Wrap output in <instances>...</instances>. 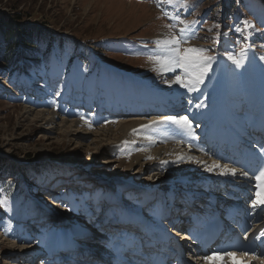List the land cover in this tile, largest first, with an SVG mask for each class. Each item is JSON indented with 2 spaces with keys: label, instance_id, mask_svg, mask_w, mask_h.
Listing matches in <instances>:
<instances>
[{
  "label": "rangeland",
  "instance_id": "obj_1",
  "mask_svg": "<svg viewBox=\"0 0 264 264\" xmlns=\"http://www.w3.org/2000/svg\"><path fill=\"white\" fill-rule=\"evenodd\" d=\"M247 18L253 20L247 22ZM3 23L8 27L3 34L7 41L0 40V45L13 43L15 38V51L11 50L8 57L12 58L6 65H0V200L6 201L5 205H0V264H11L26 233L30 246H34L52 232L57 234L55 228L64 233V224L84 227L88 223L91 226L90 223L97 219L95 216L108 212V219L110 213L119 214L120 206L131 207L132 213L137 211L144 216L145 212L137 209L144 202L142 197L126 191L134 186L143 188L146 183L155 186L150 180L136 183L137 178L146 176L151 165L140 167L142 161L129 165L126 158H130V153L115 140L93 141L89 136L86 141L77 142L61 134L48 137L38 123L39 118L34 117L36 121H32L37 111L50 110L47 106L59 98L61 107L72 110L74 115L70 116L68 111L59 112L56 121L76 122L81 117L96 115L107 117L104 120L106 128L113 126L122 120L121 113H130H119V104L116 109L104 111L101 103L105 105L107 99H114L116 90L125 88L131 94L146 90L160 95L171 92L177 85L165 81H174L181 72L159 73L154 70L156 66L149 56L156 49V40L178 37L181 29H185L186 39V43L180 45L181 50L207 49L205 55L214 57L204 78L210 82L208 91L211 93L217 92L224 78L247 91L256 81L258 72H263L264 76V0H173L171 4L161 0L159 7L157 0H0V25ZM26 28L52 33L63 40L55 45L53 38L33 37L29 45L35 49L31 54L35 59L22 66L24 52L19 43L20 31ZM9 36L13 40L8 41ZM228 53L242 60L241 67L237 68L227 58ZM34 62L36 65L31 66ZM38 68L44 73L50 69L48 74H41ZM52 71L54 77L49 76ZM108 89L114 91L110 92L111 97ZM130 103L129 108L138 107L135 99ZM169 103L161 104L172 108ZM23 108L31 109V114L24 120L18 119ZM245 109L243 105L238 114H244ZM101 127L95 126V129ZM185 170L170 167L171 174H160L159 181L175 176V172L176 176L180 172L183 176ZM90 181L96 184L88 183ZM104 183L112 186L105 187ZM190 189L195 191L199 187ZM172 191L179 196L178 189ZM154 193L157 194L154 191L151 196ZM170 193L155 200L149 198L145 203L150 202L148 207H154L165 201L166 207L172 201L168 197ZM66 195L71 196L70 200ZM36 206L42 213L44 208L49 209V213L53 211L56 217L50 220L41 215L34 217ZM78 208L89 209L92 213L86 219L87 214L79 212ZM145 214L150 216L146 220L150 219L151 225L159 223L151 219L152 214L155 217L154 212ZM40 218L43 219L42 228L32 222ZM159 224L166 226L162 220ZM82 233L80 230L74 239L69 235L68 240L75 241L76 247L80 239L82 244L77 248L92 254L93 251L85 246V241H91L90 236L81 237ZM180 233L176 237L184 239ZM49 240L62 241L57 236H50L46 241ZM113 243L104 244L102 251L106 254L100 252L99 256L117 250V245L111 246ZM182 244L185 246L184 242Z\"/></svg>",
  "mask_w": 264,
  "mask_h": 264
},
{
  "label": "bare ground",
  "instance_id": "obj_2",
  "mask_svg": "<svg viewBox=\"0 0 264 264\" xmlns=\"http://www.w3.org/2000/svg\"><path fill=\"white\" fill-rule=\"evenodd\" d=\"M143 6L144 5H141V7ZM152 23L149 22L150 25ZM175 72H181V69H176ZM258 73L256 81L253 84L251 83L252 85L247 91H243L241 88L236 87L235 84H230L227 78L223 79L216 93H214L215 91H213V93L208 91L209 80L204 81V83L200 84L198 89L193 92H188L186 89L178 86V84L174 86L171 92L160 95L156 92L146 90L137 94H131L126 91L125 88L118 89L114 92V99L110 98L106 100V109H116L119 104L121 106L119 109L117 108L119 112L121 109H124V111L121 112H127V109H129L128 112L130 113H121L123 117H120V119L122 120L113 123V126H108L107 128L106 125H104V120L107 117L98 118L96 115L81 117L76 122H68V120L64 119H58L59 121H56V115L59 112L68 111L70 116L74 115L72 110L70 111L69 109L61 107L59 98L47 106L50 107L51 111L49 109L45 112L37 111L32 117V121H36L34 117L39 118L38 123L45 132L44 135L48 137L61 134V136H68L77 142L86 141L89 136L94 138L93 141L97 139H104L106 141L115 140L119 147L124 148L130 153V158H126L129 159V161H127L129 165L139 163L140 161H142L140 167L151 165L146 171V176L144 177L143 175L140 176V178H137L136 183H139V181L144 182L150 180L153 181L155 186L153 185V187L146 183L143 184V186H145L143 188L142 186H134V188L129 187L130 190L126 192H131L142 197L144 202L139 204L137 209L142 210L145 213L154 212L155 217H153L152 214L151 218L153 221H156L154 219H157L160 223V220L163 218L162 215H169L168 222H170V228L167 229L165 225L162 227V225L158 223L157 225H154L156 226V229L150 230L148 227L142 225L141 221H137V224H133L132 228L129 230L127 227H123L122 223H120L124 220L123 215L128 218V220H134L136 214L137 217L141 215L143 219L149 218L150 216L143 213L144 217L140 212L136 211V213H132V211H130L131 207L120 206L119 208L117 207L118 211H120L119 214L110 213L108 219H106V214H108V212L102 216H95L97 219L94 218L95 221L90 223L91 226H88V223L84 224V227H71L69 224H64V228L66 229V232L64 233H60V228H55L54 231L58 233L55 234L52 232L46 236L47 238L40 239L38 245L35 243L34 246H30V239H28V234L26 233V239L20 244L19 248L16 250L15 257L13 256L11 258L10 263L54 264L52 259H50L52 254L61 251V253H63L62 257L65 259L71 256L70 253L73 252L78 264H108V256L110 255L99 256V254L100 252L104 253V251H102L103 245L113 238V235L111 234H116L115 232H118L120 236L126 239L125 241L115 235L116 242H121L120 246L127 250L126 253L128 255L131 253L130 250L135 253L141 251L149 253L147 251L150 247L155 246L157 248L162 246V241L165 239H170L168 242L174 241L179 243L183 249L191 248V246L187 245V241H184V246L179 242V239L176 236H178V233L180 232L181 236H183L182 231L184 227L182 221L189 220L193 209L180 204L178 200L176 201L175 198L178 195H175L172 190L178 189L179 193L181 191H184L185 193H189L190 191L196 192L198 193L197 195L195 194L198 196L197 200L200 202L202 199L209 205L213 202L217 204L222 203L225 200L223 199V194L226 192V189H233V186L240 187L239 189L242 190L252 189V181H244L245 179H241V177L237 175V173L241 174V171L237 169L235 162L240 164L237 159L241 157V152L238 148L232 149L230 146L237 137L240 140H256L257 138H255L253 134L247 132L248 129L255 130L257 133L261 131L264 132V76L262 74L263 72ZM111 95L112 94L109 92L108 96ZM132 99H135V102H140L136 109L129 108ZM161 100H163V103L169 101V105H171L172 108H168L161 104ZM260 100H262L261 104L258 103ZM115 101H117V103H115ZM197 105L201 106L197 107ZM243 105L246 107L245 113L239 115L238 113L242 111ZM122 106H127V108ZM165 108L168 109L166 110ZM140 110L142 111L140 112ZM29 114H31V109L28 110L23 108L19 111L17 117L18 119L21 118L24 120ZM166 116L187 117L191 125V134H189V131L181 129L171 122L151 124L154 120L163 121V118ZM101 125L102 127L100 129H95V126ZM232 135L235 136H233L234 139L230 141ZM237 143H239V141ZM109 162L111 163L112 161ZM213 164H219L221 167L212 168V170L209 171L208 167H211ZM174 166L176 168L183 167V169H186L183 172L184 175L181 176L180 174L182 172H180L179 175L176 176L177 172H175V176H167L164 182L159 181V175L165 174L170 170V167ZM225 166L227 168L236 169V175H221L220 173ZM167 174H171V172H168ZM96 181H90L88 183L96 184ZM104 185L105 187L112 186L105 183ZM194 186L199 187V189L195 191L190 189ZM153 189L157 194L154 193V195L151 196L154 192ZM168 193H170L168 197L172 201L170 205L166 206L165 211V201H161L159 205H155L154 207H148L150 202L145 203L149 198L150 200H155V198L159 199ZM85 196L87 197V195ZM221 196L223 197L220 200L213 199ZM65 197L70 200L71 196L66 195ZM106 197L110 198V195ZM190 198L192 199L193 197ZM103 205L104 204H102V206ZM34 209V217L40 215L49 219L50 217L53 219L56 217L53 211H51L50 215L49 209H43L45 214L42 213V209L38 208V206L34 207ZM77 210L79 212L82 210L81 213L84 212L87 214L84 216L86 219L90 216L88 214L90 212L92 213V211L86 208H78ZM104 212L103 209L102 214H104ZM158 212L159 214H156ZM200 218L201 217H198V220ZM42 220L43 219L41 218L36 219V221L33 219L32 222H35L42 228L44 225ZM67 220L68 219L65 221ZM195 220L196 218H192L189 222H194ZM106 221H108V224ZM176 221L179 223L176 224ZM98 223H100V225ZM118 223L119 225L114 229ZM123 224H126V222H123ZM98 225L99 228H97ZM87 226L88 228H86ZM134 228H137L138 230H135ZM161 229H163L164 232H162ZM190 229L191 227H188V230ZM80 230L84 232L81 234V237L85 234L90 236L91 241H83H85L86 248L93 251L92 254H88L84 249L77 248L78 245L81 246L82 244L80 239L77 242L76 247L72 244L75 241L68 240L69 235H71L70 238H73L74 235L80 232ZM50 236H57L59 240L62 241H60V243H56L54 240V243L51 240L46 241ZM150 238L153 239L150 240ZM23 246L25 247L22 248ZM128 247L131 249L129 250ZM112 253L117 252L113 250ZM183 253L186 254L184 250ZM119 254L120 253H117L116 256L118 257ZM220 258H223L230 263H236L238 260L237 257L231 258L229 256H217L211 257V261L214 264H217L219 261H222ZM207 261L208 259H204L203 263ZM124 262L127 264L126 260ZM129 264H133V262H130Z\"/></svg>",
  "mask_w": 264,
  "mask_h": 264
},
{
  "label": "snow or ice",
  "instance_id": "obj_3",
  "mask_svg": "<svg viewBox=\"0 0 264 264\" xmlns=\"http://www.w3.org/2000/svg\"><path fill=\"white\" fill-rule=\"evenodd\" d=\"M164 2L171 4L173 0H164ZM160 3L161 0H157L158 7L160 6ZM164 15L167 16L168 14L165 12ZM169 27H171V25ZM184 31L185 29H181V35L178 37L172 36L171 38L156 40V49L153 51V54L149 56V60L154 63L156 66L154 70L159 73H174L176 69H181V74L176 75L174 81H165V83H175L181 88L186 89L188 92H193L198 89L200 84L204 83V78L208 75V72L212 67L214 57L205 55L207 49L189 47L181 50L180 45L186 43V39L183 36ZM241 55L243 56V52ZM227 58L231 60L237 68L241 67L242 60L236 59L232 53H228ZM200 106L201 105H197V107ZM161 122H171L181 129L189 131V134H191V125L187 117L166 116L163 118V121L154 120L151 124H159ZM260 155L264 158V146L260 149ZM220 167L219 164H213L211 167H208V170L211 171L212 168ZM220 174L236 175V169L227 168L225 166ZM241 174L245 177L249 176L248 171H243ZM252 176L256 179L257 184L255 186L256 198L252 199L250 197L251 208L254 212L264 211V166L260 167L256 172H253ZM5 204V200H0V205ZM261 236H264V233H261ZM261 236H256L255 238L261 239ZM228 255L231 254L229 253ZM204 259H209V257L205 256Z\"/></svg>",
  "mask_w": 264,
  "mask_h": 264
},
{
  "label": "trees",
  "instance_id": "obj_4",
  "mask_svg": "<svg viewBox=\"0 0 264 264\" xmlns=\"http://www.w3.org/2000/svg\"><path fill=\"white\" fill-rule=\"evenodd\" d=\"M225 1H227V0H225ZM230 1H233V0H230ZM239 1L241 2L242 0H239ZM230 11L232 13H234V10H230ZM252 20H253L252 18H247V22H250ZM27 29L28 28H26V30H24V29L22 30L21 29V31H20V37H21V39H20V42L19 43L22 45L21 50L24 52V53H22V61H23V63L24 62L31 63V61L33 59H35V56H32L31 55L35 49H34V47H31L29 45V43H30V41L32 40L33 37H36V38H39L40 37L41 39L53 38V42H55V45L60 44L62 42V40H63L60 36H56L55 34H52V33L51 34H49V33H43V32L38 31L37 29H32L31 31H30V29H28V30ZM6 30H8V27L7 28L5 27V23H3L2 25H0V40L7 41V40H5V38H3L4 37L3 34L5 35V33H6L5 31ZM11 40H13V39L9 36L8 41H11ZM14 42H15V38H14L13 43L12 42H9V43L6 42L8 44L7 48L5 47L6 46V43H3L2 42V45H0V48H3V50H1V52H0V65L1 66L2 65H6L8 63V60L12 58L10 56H9L10 57L9 58L8 55H10L11 50L12 51H15V50H13V49H15L14 48L15 46L13 45ZM4 51H6L7 56H6V53H4ZM13 55H16V53H14ZM15 64L16 63H13V65H15ZM21 65L22 66L25 65V63L24 64H21ZM35 65H36L35 62L33 64H31V66H35ZM42 68H38V69L41 70V71H43ZM46 70H45V72H46ZM25 74H28V73H25ZM184 241L185 240H183V239H179V242L180 243H183Z\"/></svg>",
  "mask_w": 264,
  "mask_h": 264
}]
</instances>
